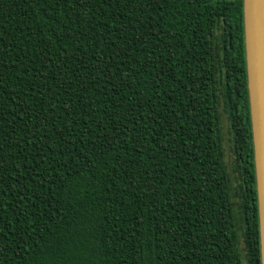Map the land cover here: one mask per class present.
Here are the masks:
<instances>
[{
    "label": "trees",
    "instance_id": "1",
    "mask_svg": "<svg viewBox=\"0 0 264 264\" xmlns=\"http://www.w3.org/2000/svg\"><path fill=\"white\" fill-rule=\"evenodd\" d=\"M0 264H261L242 0H0Z\"/></svg>",
    "mask_w": 264,
    "mask_h": 264
},
{
    "label": "water",
    "instance_id": "2",
    "mask_svg": "<svg viewBox=\"0 0 264 264\" xmlns=\"http://www.w3.org/2000/svg\"><path fill=\"white\" fill-rule=\"evenodd\" d=\"M242 3L260 263L264 264V0H242Z\"/></svg>",
    "mask_w": 264,
    "mask_h": 264
},
{
    "label": "rangeland",
    "instance_id": "3",
    "mask_svg": "<svg viewBox=\"0 0 264 264\" xmlns=\"http://www.w3.org/2000/svg\"><path fill=\"white\" fill-rule=\"evenodd\" d=\"M223 134H224V139H225V161H226V168L230 176V188H231V197L232 201L234 203V209L238 213V207H239V198H238V185H239V180H237V173L234 171V166H233V157L232 153L229 148V143H228V136H227V129H226V124L225 121H223ZM243 224L239 218H237V231L239 234V241H240V246L243 248L244 243L241 237V232H242Z\"/></svg>",
    "mask_w": 264,
    "mask_h": 264
}]
</instances>
